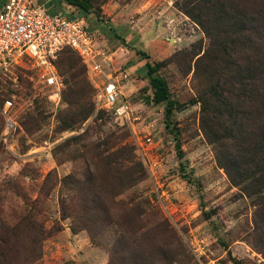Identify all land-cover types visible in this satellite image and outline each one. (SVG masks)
Segmentation results:
<instances>
[{
	"label": "rangeland",
	"instance_id": "374dc122",
	"mask_svg": "<svg viewBox=\"0 0 264 264\" xmlns=\"http://www.w3.org/2000/svg\"><path fill=\"white\" fill-rule=\"evenodd\" d=\"M88 1L89 29L117 52L131 121L97 108L77 57L59 61L60 103L28 63L0 72V227L19 232L0 264H264V183L235 186L220 164L264 160V95L244 101L248 74L264 80V0H232L209 36L186 0ZM142 53L169 86L173 120ZM221 93L242 110L236 128L220 118Z\"/></svg>",
	"mask_w": 264,
	"mask_h": 264
},
{
	"label": "built area",
	"instance_id": "2783aa9c",
	"mask_svg": "<svg viewBox=\"0 0 264 264\" xmlns=\"http://www.w3.org/2000/svg\"><path fill=\"white\" fill-rule=\"evenodd\" d=\"M47 3L0 0V72L28 63L37 73L41 94L60 103L64 82L56 61L64 49L71 48L86 65L88 78L95 88L97 108L113 113L123 124L129 123L132 107L122 93L121 80L113 71L117 52L104 46L84 17L71 19L53 14L47 10ZM14 105L12 99L4 104L6 134L14 127L7 113Z\"/></svg>",
	"mask_w": 264,
	"mask_h": 264
},
{
	"label": "trees",
	"instance_id": "16d2710c",
	"mask_svg": "<svg viewBox=\"0 0 264 264\" xmlns=\"http://www.w3.org/2000/svg\"><path fill=\"white\" fill-rule=\"evenodd\" d=\"M63 1L68 6L73 7L74 10L78 13V15H72V14L69 15V14L64 13L63 11L60 12L58 9L55 8L56 4L59 1H54V2H57L55 5L53 2L52 3L49 2L50 5H47V10L56 15H67L71 19H80L82 17L85 18L86 15L91 10V4L89 3L88 0H63ZM211 1H218L215 13H213L212 8L210 7L212 4L210 3ZM231 1L232 0H186V7L188 6V4L196 5L195 8L197 9V11L198 9L200 11V17L203 18L205 16L204 20L206 21H204L203 19H200L199 16H194V19L201 27H203L204 31L209 36L211 35V30L214 28L212 26H214L217 20L223 21V20L229 19L228 12H230V9L232 8ZM207 23L212 24V26H208ZM241 23L245 25L244 21H242ZM247 25L254 26L252 23H248ZM142 55L145 58L149 59L146 63L147 76L150 78L151 85L155 90V101L158 103H161V102L167 103L166 110H165L166 118L169 121L173 120V110H174L175 103L171 98L169 86L166 83V81L157 74L158 64L151 61L150 56L147 55L146 53H142ZM66 56H73L75 58L77 57L81 60L79 55L76 54L71 48H66L60 53L56 61L57 68L59 67L58 65H59L60 59ZM84 66H85L86 73H87L86 65L84 64ZM244 83L246 85V89L244 91L245 93L244 101L247 96H250L253 94H260L263 97L264 95V80L263 79L260 78L259 80V78H257V76H255L254 74H248V77L246 78V81ZM91 87L93 89L92 94L94 95L95 88L92 86V84H91ZM219 95L225 96L228 98L230 97L229 93L228 94L221 93ZM229 103H230L229 106L223 109L220 118L222 119L223 124L227 126V128H236L239 126L238 123L236 122V118L242 119V110L238 108L236 103L230 100V98H229ZM111 114L114 116L113 113ZM178 148L180 150V156L183 157V151L181 149L182 147L180 144L178 145ZM255 154H258V153L255 152ZM259 161H260V168L255 167L257 169H254V171L250 164H249L250 167H246L241 164L235 165L237 164L236 162H232L234 165H231L227 162L224 164L220 162V164L222 168L226 170L228 177L230 181L232 182V184H234L235 186H239L240 184H242L245 180L249 178H252L253 183H260V184L264 183V160L260 159ZM259 161H256L255 166L258 165L257 162ZM260 211L264 215V207ZM18 236H19V232L17 228L8 229V228L0 227V242H1L0 247L4 246V244L6 245L8 243H16ZM37 243L39 244V239ZM33 244L35 245L36 248H38V245H36L34 241H33ZM260 245L263 248V249L260 248L261 250L260 252L264 254V216L260 218ZM0 258L3 259L4 261L3 252L0 253Z\"/></svg>",
	"mask_w": 264,
	"mask_h": 264
}]
</instances>
